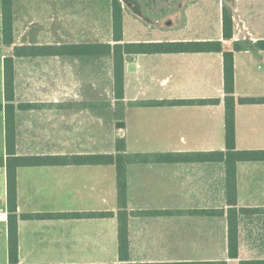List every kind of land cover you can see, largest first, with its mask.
<instances>
[{
  "label": "crops",
  "instance_id": "obj_1",
  "mask_svg": "<svg viewBox=\"0 0 264 264\" xmlns=\"http://www.w3.org/2000/svg\"><path fill=\"white\" fill-rule=\"evenodd\" d=\"M112 1L10 0L6 46L0 0V264H11L7 159L97 155L124 157L128 260L118 253L114 164L19 165L17 264H264V0H118L121 45H221V52L124 55L121 101L113 54L95 50L116 44ZM225 52L233 58V206L226 164L209 157L228 152ZM5 58L14 72L13 156L6 147ZM200 100L216 102L173 104ZM103 101L110 119H97ZM230 209L235 259L228 256ZM98 213L109 215L84 216Z\"/></svg>",
  "mask_w": 264,
  "mask_h": 264
},
{
  "label": "trees",
  "instance_id": "obj_2",
  "mask_svg": "<svg viewBox=\"0 0 264 264\" xmlns=\"http://www.w3.org/2000/svg\"><path fill=\"white\" fill-rule=\"evenodd\" d=\"M112 29L113 39L116 43L111 49L108 45H97L95 50L98 55L113 54L114 62V93L118 101L123 99V57L129 54H158V53H179V52H221L220 43H161V44H124L121 45L122 24H121V6L118 0L112 1ZM2 34L3 43L9 46L12 43V24L10 0H2ZM223 36L225 40L232 38V20L230 9L223 8ZM74 51H87L85 47H71ZM93 48L91 49V51ZM15 53L17 51L15 50ZM224 57V90L225 98V128H226V145L228 152L226 154H210V159L224 161L226 164V190L228 203L233 206L235 203V172L234 160L232 159L233 147V119H234V99H233V58L231 52H225ZM4 98L5 107V124H6V147L8 156L14 155L15 134H14V106L12 104L13 78L14 72L12 59H4ZM260 100L245 99L241 102H259ZM215 100L200 101H178L173 104H214ZM159 103H148V105H157ZM119 152L123 150V144L117 143ZM249 156V154H247ZM124 157L117 155H97L94 157H25V158H8L7 168V212H8V257L11 264L18 263V244H17V217H16V178L15 168L19 165H68V164H114L117 170V195L118 206V253L121 262L128 260V231H127V213L125 211V167L123 165ZM14 162L15 164L13 165ZM109 214H85L89 217H103ZM80 216V215H76ZM30 217V216H27ZM238 253V236L237 221L235 210L230 209L228 213V256L235 259ZM208 264H226L208 263ZM248 264V263H242Z\"/></svg>",
  "mask_w": 264,
  "mask_h": 264
},
{
  "label": "rangeland",
  "instance_id": "obj_3",
  "mask_svg": "<svg viewBox=\"0 0 264 264\" xmlns=\"http://www.w3.org/2000/svg\"><path fill=\"white\" fill-rule=\"evenodd\" d=\"M99 99V98H98ZM108 102H105V101H103V102H98V104H101L102 105V107H99L98 106V112H97V119H110V117H109V114H108V110L106 109V104H107ZM218 254V253H217ZM215 255V253L214 252H210L209 253V256L210 257H213Z\"/></svg>",
  "mask_w": 264,
  "mask_h": 264
},
{
  "label": "water",
  "instance_id": "obj_4",
  "mask_svg": "<svg viewBox=\"0 0 264 264\" xmlns=\"http://www.w3.org/2000/svg\"><path fill=\"white\" fill-rule=\"evenodd\" d=\"M122 126H123V124H122L121 122H118V123L116 124V127H117L118 129L122 128Z\"/></svg>",
  "mask_w": 264,
  "mask_h": 264
}]
</instances>
